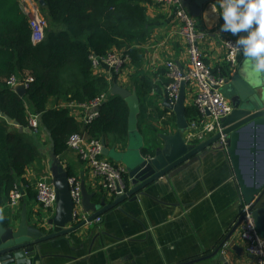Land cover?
I'll list each match as a JSON object with an SVG mask.
<instances>
[{
    "label": "water",
    "instance_id": "95a60500",
    "mask_svg": "<svg viewBox=\"0 0 264 264\" xmlns=\"http://www.w3.org/2000/svg\"><path fill=\"white\" fill-rule=\"evenodd\" d=\"M181 1L198 22L203 7L218 0ZM38 2L44 5L43 0ZM239 66L220 88L232 106L230 113L220 120L225 146L216 144L220 133L196 143L185 140L188 106L185 105V86L182 82L176 102L169 104L163 101L165 108L174 114V130L159 133L160 142L149 146L150 151L144 153L146 146L138 129L140 97L135 89L114 82L109 94L123 98L128 108L126 146L124 150H117L114 146L109 147L101 137V154L125 166L126 191L101 198L96 203L92 201L94 194L88 192L81 182L83 214H90L75 223L69 174L52 152L53 172L50 180L56 199L53 214L44 222L48 227L45 230H32L27 223L25 207L17 227L4 224L0 207V264H53L49 261L60 256L55 248L62 242L74 240L66 239L67 235L78 233L90 238L87 254L78 259L83 260L84 264H169L170 252L162 244L161 229L170 223L167 220L173 219L181 231H184V224L195 231L191 211L217 186L231 188L240 206L251 204L255 228L263 235L264 203L260 202V197L264 192V172L258 176V163L264 160V145L259 142L260 137H264V74L251 76L240 71ZM13 89L18 95H25L23 83H17ZM0 117L8 124L17 126L20 133L33 132L29 126L20 125L2 111ZM246 134L251 139L244 144L243 136ZM245 160L246 164L243 162ZM155 195L166 198L159 200L167 210L166 215L160 216L162 221L150 214L146 205L149 198L157 200ZM96 217L99 220L93 222ZM116 217L135 220L144 236L135 238V233L126 232L122 226L112 228ZM240 221L241 218L236 220L212 252L216 254L220 250L219 257L223 261L225 257L221 249L228 243ZM140 243L147 244L149 255H139L135 259L136 251L128 252V247L133 248ZM233 249L236 250V246Z\"/></svg>",
    "mask_w": 264,
    "mask_h": 264
},
{
    "label": "trees",
    "instance_id": "16d2710c",
    "mask_svg": "<svg viewBox=\"0 0 264 264\" xmlns=\"http://www.w3.org/2000/svg\"><path fill=\"white\" fill-rule=\"evenodd\" d=\"M43 1L48 25L42 41L33 44L28 16L18 0H0V111L27 126L29 106L39 120L38 131L29 134L18 132L17 126L0 117V207L6 203L14 183H26L22 175L36 158V145L32 141L39 131L46 135L55 155L68 149V139L79 132L89 138L103 137L108 146L126 140L128 108L120 96L108 93L98 116L85 124L66 108L49 104L51 100L83 103L106 91L109 86L106 79L93 75L91 53L103 55L110 49L126 46L131 67L140 62V52L131 45L146 33L148 20L141 0ZM56 23L62 28L54 27ZM220 73L229 75L226 66L220 67ZM12 75L32 78L24 96L7 85ZM136 92L139 95L138 89ZM142 110L141 104L140 132ZM171 114L167 119L174 124ZM185 114L186 118L194 117L196 110L188 106ZM149 151V146L143 150ZM68 174L72 176L71 172Z\"/></svg>",
    "mask_w": 264,
    "mask_h": 264
},
{
    "label": "crops",
    "instance_id": "0c3cea01",
    "mask_svg": "<svg viewBox=\"0 0 264 264\" xmlns=\"http://www.w3.org/2000/svg\"><path fill=\"white\" fill-rule=\"evenodd\" d=\"M18 3L19 7L22 3V5H26L31 10H37L46 17V9L39 4L38 0H18ZM219 3L220 0L206 4L197 22L198 28L204 32V39L199 43V47L204 55L205 63L212 70L218 67H224V47L222 41L226 36H234L230 32L219 31L222 19L217 11L213 10L218 9ZM140 5L144 8V13L148 20L146 33L144 35L145 37L137 41H132L131 45V47L140 52V62L132 67L128 65L124 68L121 75L116 76L112 80L105 74L106 71L103 68L94 71L93 75L106 79L109 84L106 89L108 93L114 82L129 89L139 90L142 111H144V118L143 120L140 119L139 125L144 135L146 146H153L160 142L158 137L159 133L174 130V124L172 122L169 123L167 119L172 116L171 113L173 112L165 108L163 104L165 100L164 86L167 82L164 61L172 59L184 67L187 62V52L185 42L178 30L173 9L158 6L153 0H141ZM53 26L58 29L62 28L57 23ZM126 48V46H122L119 49L127 50ZM242 58L243 56L241 55L236 69L241 63ZM191 103L192 94L190 88L187 87L185 89V105L191 106ZM64 104L65 101L63 100H57V102L51 100L49 105L52 107H63ZM28 108L30 109L29 106ZM146 123L150 124L149 131ZM146 135L148 137H145ZM243 138L244 144L247 143L248 139H251L249 134H246ZM32 142L36 145L37 155L35 160L25 168L22 178L26 183H21L22 185H26L27 183L31 185L37 178L43 176L49 179L52 177L53 156L48 138L44 133L39 131L38 137L35 136V141L33 139ZM259 142L264 145V137H260ZM111 146L116 147L117 150H124L126 140ZM55 156L63 167L68 172H71L72 176L76 177L80 183H84L88 192L94 194L92 197L93 202L98 203L101 198L111 196L101 185V179L90 172L75 151L68 148L62 154ZM243 162L247 163V160ZM258 164L260 167L258 176L260 177L262 174L261 171L264 170V160L261 159ZM154 198L157 200L152 198L146 200L148 211L150 214L156 216L157 220L159 218V221H162L163 219L160 216L166 215L167 210L165 204L161 201L166 200V198L160 195H155ZM260 198V202L264 203V192ZM24 207L27 212L28 226L32 230H45L48 227L44 224L46 220H42L43 211L35 201L34 190L31 187L26 189L24 197H22L15 208H8L6 204L1 206L2 219L7 224L17 227ZM240 207V204L236 202L234 191L231 188L217 186L211 189L209 196L202 199L191 211L195 231L189 230L185 224L184 231H181L173 219L167 220L170 223L161 229V233L162 244L170 252L168 255L170 260L169 264H252L253 257L244 251L242 241L239 240L237 234V228L228 239V243L223 247L225 261L219 257L220 250L216 254L212 253L228 234L231 226L236 222ZM81 213L83 214V210H81ZM88 214L90 213L84 215ZM92 225L89 227H92ZM121 226L125 227L124 230L126 232L135 233L133 235L135 238L144 236V232L138 230V223L129 217L128 219L116 217L112 228H119ZM73 238V241L62 242L59 247H56L55 251L60 256L51 259L49 262L53 264H84L83 260L80 261L78 259L87 254L90 238H86L83 234L79 233L78 235H67L66 237V239ZM234 246H236L237 251L233 249ZM133 251L137 253L135 255L136 257H134L135 259L139 255H149L148 246L145 243H140L133 248L129 246L128 252Z\"/></svg>",
    "mask_w": 264,
    "mask_h": 264
},
{
    "label": "built area",
    "instance_id": "2783aa9c",
    "mask_svg": "<svg viewBox=\"0 0 264 264\" xmlns=\"http://www.w3.org/2000/svg\"><path fill=\"white\" fill-rule=\"evenodd\" d=\"M158 6L172 8L178 24V30L186 45L187 62L184 67L172 59L164 61L167 82L164 86L166 102L174 104L178 98L180 85L184 82V88H190L192 103L196 110L194 117L187 118L188 125L185 132L187 142L196 143L207 139L216 133L220 137L216 144L225 146V137L221 134L220 120L228 115L232 109L229 100L222 94L220 88L226 83L231 74L235 72L241 56L234 47L236 36H226L222 43L224 47V66L229 75L220 73V67L212 70L204 61V55L199 43L204 39V32L198 28L195 18L189 13L181 0H153ZM21 10L28 16V24L31 30L30 39L33 44L39 43L44 37V31L48 20L37 10H31L26 5L20 4ZM92 72L103 68L106 75L112 80L121 75L124 68L131 66V57L127 50L110 49L103 55L91 53L89 55ZM32 81L31 77L20 78L12 75L7 81L10 88L17 83H23L27 87ZM107 91L101 92L87 102H65L62 108L82 124L88 123L98 116V108L107 97ZM28 125L33 132L39 128L38 114L26 107ZM68 148L75 151L85 163L90 172L101 179L104 190L111 195L122 194L126 191V168L123 164L113 162L101 154V139L89 138L84 132L73 134L67 141ZM69 193L73 202V220L80 221L86 218L81 213V187L80 181L74 177H68ZM33 188L35 201L43 211L42 220L50 217L55 208V189L51 180L45 176L37 178L33 184L14 183L8 192L6 206L15 208L26 189ZM241 218L237 228L239 240L243 249L253 257L252 264H264V234L260 235L254 225L251 204H242L238 214ZM237 218V219H238ZM96 217L93 222H97ZM223 249L221 251L223 252Z\"/></svg>",
    "mask_w": 264,
    "mask_h": 264
},
{
    "label": "clouds",
    "instance_id": "9594fccd",
    "mask_svg": "<svg viewBox=\"0 0 264 264\" xmlns=\"http://www.w3.org/2000/svg\"><path fill=\"white\" fill-rule=\"evenodd\" d=\"M219 31L236 36L234 47L244 60L239 70L251 76L264 74V0H220Z\"/></svg>",
    "mask_w": 264,
    "mask_h": 264
},
{
    "label": "rangeland",
    "instance_id": "374dc122",
    "mask_svg": "<svg viewBox=\"0 0 264 264\" xmlns=\"http://www.w3.org/2000/svg\"><path fill=\"white\" fill-rule=\"evenodd\" d=\"M149 125H150V124L146 123V127L148 128V131H149ZM144 132H145V130H144ZM149 134H150V133H149ZM149 134H148V135H149ZM145 137H148V136L146 135ZM143 138H144V136H143ZM261 173H262V172H261Z\"/></svg>",
    "mask_w": 264,
    "mask_h": 264
},
{
    "label": "bare ground",
    "instance_id": "6f19581e",
    "mask_svg": "<svg viewBox=\"0 0 264 264\" xmlns=\"http://www.w3.org/2000/svg\"><path fill=\"white\" fill-rule=\"evenodd\" d=\"M262 173L264 172V170L261 171Z\"/></svg>",
    "mask_w": 264,
    "mask_h": 264
}]
</instances>
